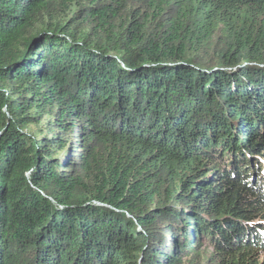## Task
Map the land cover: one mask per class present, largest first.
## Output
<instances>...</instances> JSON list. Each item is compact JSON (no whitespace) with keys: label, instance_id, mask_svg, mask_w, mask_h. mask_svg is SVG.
I'll return each mask as SVG.
<instances>
[{"label":"trees","instance_id":"1","mask_svg":"<svg viewBox=\"0 0 264 264\" xmlns=\"http://www.w3.org/2000/svg\"><path fill=\"white\" fill-rule=\"evenodd\" d=\"M0 264H264V0H0Z\"/></svg>","mask_w":264,"mask_h":264}]
</instances>
